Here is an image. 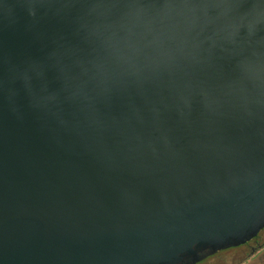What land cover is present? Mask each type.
Returning <instances> with one entry per match:
<instances>
[{
    "label": "water",
    "instance_id": "1",
    "mask_svg": "<svg viewBox=\"0 0 264 264\" xmlns=\"http://www.w3.org/2000/svg\"><path fill=\"white\" fill-rule=\"evenodd\" d=\"M264 226V0H0V264H194Z\"/></svg>",
    "mask_w": 264,
    "mask_h": 264
},
{
    "label": "flooded vegetation",
    "instance_id": "2",
    "mask_svg": "<svg viewBox=\"0 0 264 264\" xmlns=\"http://www.w3.org/2000/svg\"><path fill=\"white\" fill-rule=\"evenodd\" d=\"M261 230H264V226ZM259 232L256 234V236L245 241L244 243H242L240 245H237L234 247L224 248L221 250H217V251L213 252L212 254L204 255L202 258H200L194 264H201L203 262H206L208 259L216 257V255H218L220 253H225L226 251H228L230 249H235V248H239V247H243L241 255L237 256V260H235L232 264H253L255 261H257L258 263L264 264V247L261 246V245H263L264 240L259 242V240H258ZM222 262H223V260L219 261L218 264H220ZM215 264H217V261H215Z\"/></svg>",
    "mask_w": 264,
    "mask_h": 264
},
{
    "label": "rangeland",
    "instance_id": "3",
    "mask_svg": "<svg viewBox=\"0 0 264 264\" xmlns=\"http://www.w3.org/2000/svg\"><path fill=\"white\" fill-rule=\"evenodd\" d=\"M258 240L259 242L264 240V230H261L258 234ZM243 247L230 249L226 251L225 253H220L216 255V257H213L211 259H208L206 262H203L201 264H215V261H217V264L219 261H222L220 264H232L235 260H237V256L241 255ZM253 264H261L255 261Z\"/></svg>",
    "mask_w": 264,
    "mask_h": 264
},
{
    "label": "trees",
    "instance_id": "4",
    "mask_svg": "<svg viewBox=\"0 0 264 264\" xmlns=\"http://www.w3.org/2000/svg\"><path fill=\"white\" fill-rule=\"evenodd\" d=\"M262 247H264V243H263V245H261Z\"/></svg>",
    "mask_w": 264,
    "mask_h": 264
}]
</instances>
